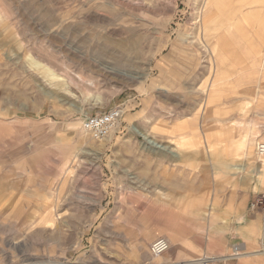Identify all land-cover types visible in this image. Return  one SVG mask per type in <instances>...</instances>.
<instances>
[{
	"label": "rangeland",
	"instance_id": "1",
	"mask_svg": "<svg viewBox=\"0 0 264 264\" xmlns=\"http://www.w3.org/2000/svg\"><path fill=\"white\" fill-rule=\"evenodd\" d=\"M209 64L220 69L213 98L203 89ZM255 105L264 106V0H0V264L229 255L234 213L248 212L252 187L264 190L255 154L264 138L237 159L223 147L243 139ZM113 108L121 117L106 136L83 129ZM179 136L188 144L177 147ZM153 155L186 156L187 170L199 157V185L174 178L164 192L151 163L137 160ZM157 237L170 248L154 257Z\"/></svg>",
	"mask_w": 264,
	"mask_h": 264
},
{
	"label": "crops",
	"instance_id": "2",
	"mask_svg": "<svg viewBox=\"0 0 264 264\" xmlns=\"http://www.w3.org/2000/svg\"><path fill=\"white\" fill-rule=\"evenodd\" d=\"M214 9H216V10L218 9V1L216 2ZM215 18L213 17V19H215ZM207 22H208L207 17L203 16L202 23H203V25H205V27L206 26L208 27ZM249 64H250L249 61H246V60L242 61V65H249ZM206 70L208 72L207 78L208 79L211 78L212 81H210L208 83L209 80L206 79V81L203 82V89L207 87V89H208L207 94H208L209 98H213V94L216 93L215 88L217 85L215 78L219 77L220 69L215 67L213 64H209L208 66H206ZM208 96H207V98H208ZM209 98H208V102H209ZM248 113L251 115V117L249 118V120L251 121L250 122L251 125L249 126V129H248V132H246V135H244L243 139L236 142V144H234L233 146L223 147L225 150H229L231 148L232 153H233L232 156H234L233 157L234 159L235 158L237 159V157L240 155L241 156L247 155V153L249 151V146L251 145L253 138L254 139L258 138V137L264 138V106L260 107V106L255 105V106L251 107V109H249ZM252 115H254V116H252ZM254 117L255 118L257 117L258 120L261 121V122H259V124H257V126H255V122L253 121L255 119ZM181 128H182L181 123L177 124L175 126V130H177V131H180ZM133 129L137 133L142 135V137L145 138L152 145H155L157 147L161 146V145L157 144V142L154 140V138L149 137L145 132L138 130L136 128H133ZM186 144H188V141L186 140V138L183 136H179V138L177 139V147H180L181 145H186ZM139 159H140V161L150 162L151 163L150 167L152 168V170L155 173H159L161 175L162 180H161L160 184L164 187V190H163L164 192L169 193L170 187H172L176 183L178 186H184L185 185V179L190 178V177H192V182L194 184L199 185V179L201 178V174H200L201 171L196 169V163H200L201 160L197 156H194V159H193V161H194V169L193 170H191V169L187 170L186 169L185 163L188 160V159H186V156H183V157L178 156L177 158H173L169 155H153L151 157H148V156L141 157L140 156L137 158V160H139ZM228 167L234 171H241L244 169L243 164L238 165L234 162L230 163L228 165ZM259 170H260V172H262L263 167H262V169L259 168L258 170L256 168L255 174H257V172ZM174 178L177 179L176 183L171 181V179L173 180ZM254 188L252 187V189L250 190V193L253 194V193L261 191L263 189L262 185L259 183L257 184V187L255 189ZM218 191L220 192L219 189H216L215 192L218 193ZM232 191H234V192H232L233 196H236V195H242L243 196L242 191H239V189H237V190L235 189ZM228 194H229V192H228ZM228 194L225 196V201H224V203L227 205L230 204ZM242 196H240L238 198V200H241V199L243 200ZM169 208H177V207H169ZM178 208H183V207H178ZM239 213L236 212L233 215V218L239 219V217H240V219L238 221L239 222L238 225L236 226V222L234 221L232 224V227L230 228L231 232H233L232 237L238 238V240L233 241L231 244L230 243L229 244L232 246V244L238 243L241 245V248L243 250H245V252H243L239 255V258H245V257H249V256H257V255L248 254V252L252 251L253 248L248 250V251H246V248H249V246L253 247V243L255 242V233H256L257 228H258V223H259V226L261 229L260 218L258 215L251 214V213L247 212L246 210L242 214H239ZM236 228L238 229L237 231H236ZM204 256L212 257V256H208V255H204ZM204 256L192 258V259H190L184 263H177V264H193V263H195L194 261H196L197 259H200ZM213 258L214 259L210 260V261H215V260H218L221 258L227 259L228 255H226L224 257L213 256ZM196 263H206V262H196Z\"/></svg>",
	"mask_w": 264,
	"mask_h": 264
},
{
	"label": "built area",
	"instance_id": "3",
	"mask_svg": "<svg viewBox=\"0 0 264 264\" xmlns=\"http://www.w3.org/2000/svg\"><path fill=\"white\" fill-rule=\"evenodd\" d=\"M121 117V109L113 108L106 112H101L96 115L85 117L82 121V127L88 131L94 138L100 139L106 136L114 127L115 123ZM255 154L257 158H264V140H259L255 145ZM247 210L251 214H256L260 218L261 230L257 240L255 252L257 254H264V190L252 194ZM170 248L169 241L164 237L155 238L149 245L150 255L157 257ZM232 251L227 259H235L243 253L241 245L234 243L231 246Z\"/></svg>",
	"mask_w": 264,
	"mask_h": 264
},
{
	"label": "bare ground",
	"instance_id": "4",
	"mask_svg": "<svg viewBox=\"0 0 264 264\" xmlns=\"http://www.w3.org/2000/svg\"><path fill=\"white\" fill-rule=\"evenodd\" d=\"M255 248H256V247H254V248L252 249V251L248 252V254L258 255V254L255 252ZM246 253H247V252H246ZM246 253H245V254H246ZM213 259H214L213 257H207V256H204V257H202V258H200V259H197L196 262H207V261H210V260H213Z\"/></svg>",
	"mask_w": 264,
	"mask_h": 264
}]
</instances>
